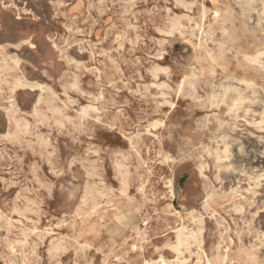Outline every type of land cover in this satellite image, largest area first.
Returning <instances> with one entry per match:
<instances>
[{
	"label": "rangeland",
	"instance_id": "obj_1",
	"mask_svg": "<svg viewBox=\"0 0 264 264\" xmlns=\"http://www.w3.org/2000/svg\"><path fill=\"white\" fill-rule=\"evenodd\" d=\"M263 75L264 0H0V264H264Z\"/></svg>",
	"mask_w": 264,
	"mask_h": 264
},
{
	"label": "bare ground",
	"instance_id": "obj_2",
	"mask_svg": "<svg viewBox=\"0 0 264 264\" xmlns=\"http://www.w3.org/2000/svg\"><path fill=\"white\" fill-rule=\"evenodd\" d=\"M249 2V1H248ZM255 3V2H254ZM201 4V3H200ZM244 4V3H243ZM245 5V4H244ZM261 5V4H260ZM263 8V7H262ZM262 11V10H261ZM250 12V11H249ZM246 15V14H245ZM258 19V18H257ZM181 25V24H180ZM204 37V36H203ZM264 76V75H263ZM224 85V84H223ZM175 99V98H174ZM237 107V106H236ZM223 117V116H222ZM211 118V117H210ZM241 120V119H240ZM217 122V121H216ZM228 146V145H226ZM224 154V153H223ZM170 186V185H169ZM203 254V253H202ZM204 256V255H203ZM162 264V263H161Z\"/></svg>",
	"mask_w": 264,
	"mask_h": 264
}]
</instances>
